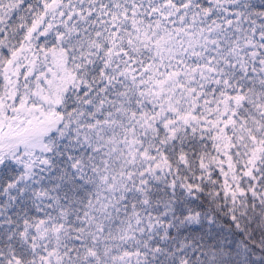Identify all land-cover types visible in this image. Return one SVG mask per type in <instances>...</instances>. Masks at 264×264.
I'll return each instance as SVG.
<instances>
[{
    "label": "snow or ice",
    "instance_id": "snow-or-ice-1",
    "mask_svg": "<svg viewBox=\"0 0 264 264\" xmlns=\"http://www.w3.org/2000/svg\"><path fill=\"white\" fill-rule=\"evenodd\" d=\"M0 264H264V0H0Z\"/></svg>",
    "mask_w": 264,
    "mask_h": 264
}]
</instances>
